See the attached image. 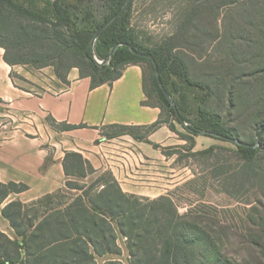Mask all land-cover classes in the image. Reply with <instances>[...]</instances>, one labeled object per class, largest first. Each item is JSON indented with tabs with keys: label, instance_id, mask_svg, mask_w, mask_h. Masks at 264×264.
Here are the masks:
<instances>
[{
	"label": "trees",
	"instance_id": "trees-1",
	"mask_svg": "<svg viewBox=\"0 0 264 264\" xmlns=\"http://www.w3.org/2000/svg\"><path fill=\"white\" fill-rule=\"evenodd\" d=\"M258 1L231 0V3L243 5ZM126 2L127 0H0V13L11 20L13 30L24 29L23 32L30 35L21 24L22 20L26 21L30 29L41 33L39 37L43 44L39 46L40 51L46 42H50L48 45L58 50L59 59L66 56L65 59L71 62L61 67V63L47 60H20L17 56L11 57L9 47L0 41V46L4 48V59L9 64H32L36 67L52 65L61 77L69 68L77 67L82 76L91 78L93 85L116 79L127 64L143 66V63H147L157 102H147L149 93L146 89L144 102L160 108L159 118L147 126L116 125L114 127L120 129L118 133H128L143 140L148 133L163 124L178 132L173 122L175 120L186 131L178 132L179 135L191 140L193 144L196 135L221 140L232 138V132L225 127L218 114L203 107L202 103L195 112L190 108L185 87L192 84L203 89L208 87L202 82H192L187 63L181 56L172 53V47L165 49L164 45L149 46L138 39L132 24L134 0L124 8ZM117 13L95 39L91 55L94 34ZM252 17L253 14H248L247 18L256 19ZM237 30L238 35H241L242 29ZM259 32L264 35L261 29ZM230 37H233L232 34ZM115 45L117 46L110 55ZM235 47L240 48L239 45ZM108 56L109 59L104 63H98L94 59L97 57L105 60ZM239 68L243 71L242 66ZM243 73L244 71L240 73L238 70L236 75H230L231 82L241 79ZM205 99L202 98L203 103ZM198 101L200 98L195 103ZM137 130H143V133H137ZM259 131H264V126ZM236 146L237 154L244 160L251 162L258 155L259 149L254 144L241 143ZM214 148L215 146H210L200 153H209ZM64 168L67 175L78 177H85L92 171L83 157L75 152L66 154ZM65 186L76 192L72 194L59 190L30 203L13 200L4 205L2 215L14 230L15 237L10 238L0 231V264H100L96 260L97 256L120 254L117 231L125 237L131 264H207L204 257H201L203 260L200 262H196L195 257L197 254L199 256L198 248L201 244L208 245V237L204 233L192 237L181 229L180 226L186 223L182 221L183 216L178 214L169 195L148 199L127 194L111 175L108 181H104L100 175L90 184L67 180ZM25 189L26 186L22 184L0 183V204L9 193ZM62 195L66 198L64 202L60 201L57 206L48 208L52 200ZM142 201L146 203L143 204ZM38 206L45 207L46 210L40 213V209L36 208ZM29 211L33 213L29 214ZM102 264L123 263L110 259ZM217 264L227 262L223 259Z\"/></svg>",
	"mask_w": 264,
	"mask_h": 264
},
{
	"label": "rangeland",
	"instance_id": "rangeland-1",
	"mask_svg": "<svg viewBox=\"0 0 264 264\" xmlns=\"http://www.w3.org/2000/svg\"><path fill=\"white\" fill-rule=\"evenodd\" d=\"M1 13L0 41L9 47L11 57L58 62L61 67L71 62L66 56L59 59L58 50L49 46L50 42L43 45L44 52H41L39 46L43 42L38 30L30 29L24 20L21 24L30 35L24 29L13 30L11 20ZM247 13L256 19L247 18ZM132 17L140 41L149 46L172 47V53L187 63L192 82H202L208 87L203 89L193 84L185 87L190 108L195 112L202 103L222 118L232 132L230 139L254 144L259 149L257 157L249 162L237 154L236 143L202 135L197 146L185 139L180 148L172 146L165 150L169 156L168 179L178 177L180 182L167 194L186 223L180 227L189 236L204 233L208 237V245L202 242L198 248L196 262L204 257L207 264H217L223 259L227 264H264V131L258 132L264 126V69L261 68L264 67V35L259 32V29L264 32V0L243 5L232 4L231 0H134ZM237 28L242 29L241 35ZM239 66L244 75L231 82L230 75H236L238 70L243 72ZM143 67L145 89L149 93L147 102L156 103L151 70L147 63ZM198 98L200 101L195 103ZM202 98H206L204 103ZM173 122L186 132L181 124ZM119 131L112 128L113 133ZM210 146L215 148L209 153H200ZM102 176L104 181L109 180L108 173ZM70 181L81 182L74 177ZM65 200V196H58L48 208ZM36 208L40 213L46 210L41 206ZM0 228L15 236L1 216ZM117 244L120 254L97 256V262L116 259L131 264L125 237L118 231Z\"/></svg>",
	"mask_w": 264,
	"mask_h": 264
},
{
	"label": "crops",
	"instance_id": "crops-1",
	"mask_svg": "<svg viewBox=\"0 0 264 264\" xmlns=\"http://www.w3.org/2000/svg\"><path fill=\"white\" fill-rule=\"evenodd\" d=\"M145 100L140 64H127L116 79L93 85L77 67L61 77L52 65L9 64L0 46V183L26 186L0 204V216L8 226L2 215L6 203H30L59 190L75 193L65 186L72 177L80 179L79 184H90L108 173L123 192L150 199L177 186L178 177L168 179L165 150L180 148L185 139L178 132H186L165 124L143 140L112 132L116 125L155 122L160 108ZM201 136H194L196 146ZM70 152L79 153L92 169L85 177L65 173L64 160Z\"/></svg>",
	"mask_w": 264,
	"mask_h": 264
},
{
	"label": "water",
	"instance_id": "water-1",
	"mask_svg": "<svg viewBox=\"0 0 264 264\" xmlns=\"http://www.w3.org/2000/svg\"><path fill=\"white\" fill-rule=\"evenodd\" d=\"M131 0H127V2H126V4H125V6H124V8L129 4V2H130ZM123 8V9H124ZM118 15V13L117 14H114L113 16H111L97 31H96V33L94 34V36H93V39H92V42H91V48H90V52H91V55H93V45H94V41H95V39L97 38V36L101 33V31L116 17ZM116 46L117 45H115L112 49H111V51H110V55L112 54V52L115 50V48H116ZM109 55V56H110ZM109 56L105 59V60H101V61H97L98 63H104V62H106L108 59H109ZM153 64H154V68H155V73L157 74V68H156V66H155V63H154V61H153ZM171 102L173 103V101L171 100ZM230 141H232V142H234V143H236V144H241V142H239L238 140H236V139H229Z\"/></svg>",
	"mask_w": 264,
	"mask_h": 264
}]
</instances>
